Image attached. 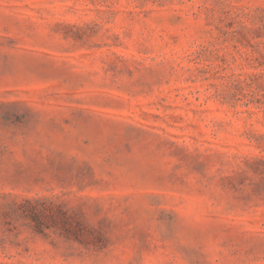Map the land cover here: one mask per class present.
Listing matches in <instances>:
<instances>
[{"label":"rangeland","instance_id":"obj_1","mask_svg":"<svg viewBox=\"0 0 264 264\" xmlns=\"http://www.w3.org/2000/svg\"><path fill=\"white\" fill-rule=\"evenodd\" d=\"M0 264H264V0H0Z\"/></svg>","mask_w":264,"mask_h":264}]
</instances>
